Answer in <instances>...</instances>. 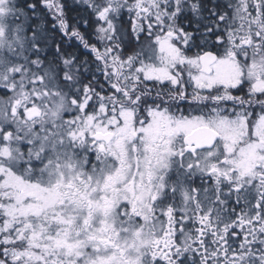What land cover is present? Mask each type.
<instances>
[{"label": "snow or ice", "instance_id": "6c2138e0", "mask_svg": "<svg viewBox=\"0 0 264 264\" xmlns=\"http://www.w3.org/2000/svg\"><path fill=\"white\" fill-rule=\"evenodd\" d=\"M0 264H264V0H0Z\"/></svg>", "mask_w": 264, "mask_h": 264}]
</instances>
